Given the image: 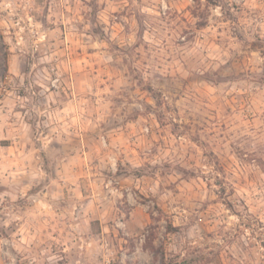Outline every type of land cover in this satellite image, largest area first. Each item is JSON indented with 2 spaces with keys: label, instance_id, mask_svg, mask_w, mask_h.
Returning <instances> with one entry per match:
<instances>
[{
  "label": "rangeland",
  "instance_id": "obj_1",
  "mask_svg": "<svg viewBox=\"0 0 264 264\" xmlns=\"http://www.w3.org/2000/svg\"><path fill=\"white\" fill-rule=\"evenodd\" d=\"M264 264V0H0V264Z\"/></svg>",
  "mask_w": 264,
  "mask_h": 264
},
{
  "label": "trees",
  "instance_id": "obj_2",
  "mask_svg": "<svg viewBox=\"0 0 264 264\" xmlns=\"http://www.w3.org/2000/svg\"><path fill=\"white\" fill-rule=\"evenodd\" d=\"M163 264H166V263H163ZM173 264H181V263L175 262V263H173Z\"/></svg>",
  "mask_w": 264,
  "mask_h": 264
}]
</instances>
